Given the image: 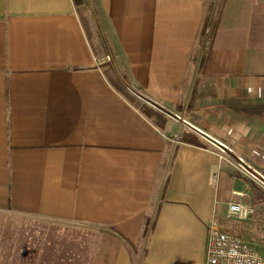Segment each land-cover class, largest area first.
I'll use <instances>...</instances> for the list:
<instances>
[{"label":"crops","instance_id":"1","mask_svg":"<svg viewBox=\"0 0 264 264\" xmlns=\"http://www.w3.org/2000/svg\"><path fill=\"white\" fill-rule=\"evenodd\" d=\"M206 1L0 0V212L92 228L88 264H203L230 202L264 226V0H223L212 38Z\"/></svg>","mask_w":264,"mask_h":264},{"label":"rangeland","instance_id":"2","mask_svg":"<svg viewBox=\"0 0 264 264\" xmlns=\"http://www.w3.org/2000/svg\"><path fill=\"white\" fill-rule=\"evenodd\" d=\"M214 3L215 0H211V11H215ZM84 10L83 12L81 9L80 14L90 26L92 15L89 8ZM213 15L211 14L210 19ZM87 17L91 23H88ZM201 42L192 58L193 62L197 61L199 64L202 56L208 53L207 39L203 38ZM100 44L104 47L102 41ZM248 228L250 229V225ZM85 233L90 234L92 239L96 235L92 228L77 224L11 211L0 212V264H88L91 244L85 240ZM239 233L248 238L256 251L264 256V237L250 238L251 232L243 229Z\"/></svg>","mask_w":264,"mask_h":264},{"label":"built area","instance_id":"3","mask_svg":"<svg viewBox=\"0 0 264 264\" xmlns=\"http://www.w3.org/2000/svg\"><path fill=\"white\" fill-rule=\"evenodd\" d=\"M99 65L111 60L109 54L95 57ZM167 117L176 121L184 122V118L178 111H171L167 107L153 105ZM257 214L256 208L241 202H230L227 215L222 220L213 221L209 224L205 240V258L203 264H264V256L252 246L248 238L239 233L243 229L251 232L250 238H263V217L253 219ZM253 219V228H248Z\"/></svg>","mask_w":264,"mask_h":264},{"label":"trees","instance_id":"4","mask_svg":"<svg viewBox=\"0 0 264 264\" xmlns=\"http://www.w3.org/2000/svg\"><path fill=\"white\" fill-rule=\"evenodd\" d=\"M206 14L203 20V24L201 27V35L204 33L207 25H209V30H208V37L212 38L215 34L216 27L218 24V18L220 14V10L223 4V0H218L215 6V11L214 15L210 19V11H211V1L206 2ZM209 23V24H208ZM206 56H202L201 58V63H200V68L199 70H202L204 63H205ZM113 86L121 93H123L127 98H129L135 105L138 106V108L143 112L147 117H149L157 126L163 127L166 121V118L162 112H160L158 109L147 105V104H142L139 99H137L134 95H132L128 90L125 84L119 79L115 78L113 80ZM181 140L186 143H192L195 145H201L198 139L196 138L195 135L185 132L181 136ZM257 210V209H256Z\"/></svg>","mask_w":264,"mask_h":264},{"label":"bare ground","instance_id":"5","mask_svg":"<svg viewBox=\"0 0 264 264\" xmlns=\"http://www.w3.org/2000/svg\"><path fill=\"white\" fill-rule=\"evenodd\" d=\"M155 108V107H154Z\"/></svg>","mask_w":264,"mask_h":264}]
</instances>
